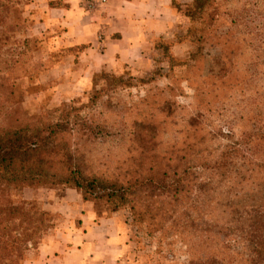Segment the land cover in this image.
I'll return each instance as SVG.
<instances>
[{
  "label": "trees",
  "instance_id": "16d2710c",
  "mask_svg": "<svg viewBox=\"0 0 264 264\" xmlns=\"http://www.w3.org/2000/svg\"><path fill=\"white\" fill-rule=\"evenodd\" d=\"M241 2L244 17L233 9L236 0L173 2L180 18L189 20L186 34L195 51L176 63L170 43L155 48L169 57L170 70L181 64L191 72L187 82L197 104L171 143L161 134L176 125V104L163 90L128 106L113 104L120 87L148 84L161 70L146 79L103 73L105 89L29 115L20 111L28 89L4 94L7 78L1 75L0 264H22L54 227L52 212L35 202L16 203L11 192L56 186L108 212L128 210L132 223L157 244L181 239L188 264H264V79L257 78L259 72L264 77V0ZM2 8L7 10L3 0L0 26ZM237 56L250 62L244 73ZM205 58L213 64L197 81ZM233 90L242 91L235 117L219 115L218 105ZM114 138L115 151L108 147L97 155V146Z\"/></svg>",
  "mask_w": 264,
  "mask_h": 264
},
{
  "label": "rangeland",
  "instance_id": "374dc122",
  "mask_svg": "<svg viewBox=\"0 0 264 264\" xmlns=\"http://www.w3.org/2000/svg\"><path fill=\"white\" fill-rule=\"evenodd\" d=\"M3 1L7 10L4 11L3 8L1 9L4 23L0 26V62L4 64H0V67L6 70L0 72V77L2 75L7 78L4 83V87H7V89H4V94L10 92V88H13V90L19 88L23 91L28 89L25 92L22 91L23 101L20 104V111L24 114L29 115L55 109L64 103L68 104L73 100L85 98V94L90 91L105 89L106 86L102 78L103 73L130 75L136 79H146L151 77L157 69L161 70V75L155 76V79L148 84L136 83L137 81H134L131 87H120L113 104L120 103V107L128 106L140 97L154 95L156 91L163 90L162 95L176 104L175 110L177 111L174 120L176 125L169 127L161 134L162 140L166 143H171L176 138L189 118L196 112L195 106L197 102L195 100L194 88L187 82V80L190 82L191 80L193 81L191 72H186L185 66L181 64L174 66L170 70L169 57L163 55L162 49L155 48V43H170L173 47L171 46L169 51L173 55L176 63L184 61L189 53L195 51L194 43L191 42L190 36L186 34L189 26V20L187 18L182 16V18L178 19L177 26L172 31L173 35H170L167 39H153L150 43V50L147 51V56L141 63L125 65L116 72L99 71L94 74L90 85L86 89H83L71 98H63L62 95H65L66 92L60 90V86L63 84L60 85L61 83L57 81V75L52 72V68L53 64L59 60L58 56L62 57L64 54H57L55 55L56 59H53L54 53L49 52L47 49L48 40L46 36L38 33L40 28L35 24V18H33L34 10L31 11L28 8L31 5L30 0ZM233 9L240 14V17H244V14L248 12L247 7H245L241 0H236V3L233 4ZM242 20L243 18L240 19V21ZM177 40H180L178 44L175 43ZM206 51H209L208 47ZM248 52V48L243 50V53L247 54ZM211 54L215 56V51L211 50ZM221 57H223V54ZM221 57H217L216 62ZM261 58L263 59V57ZM223 60L226 59L223 58ZM237 62L241 71L250 63L249 61H244V57L241 56H237ZM211 64H213L212 60L207 61V58L203 59L199 72L202 75L197 76V81L205 79ZM258 76V79H264L260 72ZM67 85L69 86V84ZM168 88H172V90L169 91ZM235 91H237L236 94ZM241 92L240 90H233L227 96L226 100L224 102L222 101L223 104L218 105L219 109L217 108L216 112L219 115L225 113L230 118L235 117L234 106L242 101ZM103 99L105 100V98ZM4 111L0 113V123L4 122ZM215 117H218V115H215ZM214 120L215 118L211 119V121ZM119 127L122 128V126ZM116 128L119 129L118 127ZM117 143L118 138H114L110 139L108 144L104 146H97V155L104 153L108 147H114L112 151H115ZM121 147H119L120 150L119 148L117 149V151L119 150L118 155L121 154ZM11 196L16 203L35 202L38 208L43 209L47 208L49 203L59 205L63 201L72 204H75L77 201H82L81 195L77 191L61 186L13 190ZM87 203L92 206L98 218L109 217L112 214L118 213V217H120L124 227L123 233L127 240L126 250L121 259V264H188L189 249L181 239L167 237L162 244H157V238L147 236L145 234V228L138 227V225L132 223L128 210L122 209L111 213L103 206L95 205L91 202ZM53 214L52 220L54 227L42 238L41 243L50 234L65 231L72 226L68 222V220H71L70 213H66L65 216L56 213ZM74 224L77 225L78 221L74 220Z\"/></svg>",
  "mask_w": 264,
  "mask_h": 264
},
{
  "label": "crops",
  "instance_id": "0c3cea01",
  "mask_svg": "<svg viewBox=\"0 0 264 264\" xmlns=\"http://www.w3.org/2000/svg\"><path fill=\"white\" fill-rule=\"evenodd\" d=\"M186 1L107 0L89 7L90 0H30L28 8L34 10L38 33L46 36L53 59L64 54L52 72L63 84L62 97L71 98L99 71L116 72L141 63L152 40L166 38L176 28L180 15L173 2ZM44 209L62 216L70 213L72 226L47 236L22 264H121L127 240L118 213L98 218L83 200L49 203Z\"/></svg>",
  "mask_w": 264,
  "mask_h": 264
},
{
  "label": "built area",
  "instance_id": "2783aa9c",
  "mask_svg": "<svg viewBox=\"0 0 264 264\" xmlns=\"http://www.w3.org/2000/svg\"><path fill=\"white\" fill-rule=\"evenodd\" d=\"M91 2L89 3V7H91V4L94 2V3H97V4H103L105 3L107 0H90Z\"/></svg>",
  "mask_w": 264,
  "mask_h": 264
}]
</instances>
